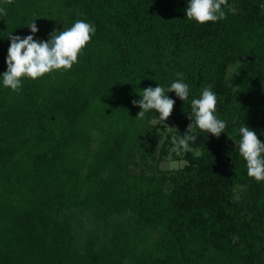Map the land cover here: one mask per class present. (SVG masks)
I'll return each mask as SVG.
<instances>
[{
  "label": "trees",
  "instance_id": "trees-1",
  "mask_svg": "<svg viewBox=\"0 0 264 264\" xmlns=\"http://www.w3.org/2000/svg\"><path fill=\"white\" fill-rule=\"evenodd\" d=\"M188 3L0 0V264H264V181L227 142L243 123L264 143V0H227L226 18L204 24ZM77 20L95 33L70 69L3 85L9 33L47 41ZM177 73L185 101L167 93ZM157 84L175 101L177 138L209 85L226 122L219 137L196 129L178 169L159 168L173 143H158L159 114L136 118L132 104ZM75 212L104 237L78 245Z\"/></svg>",
  "mask_w": 264,
  "mask_h": 264
},
{
  "label": "clouds",
  "instance_id": "clouds-1",
  "mask_svg": "<svg viewBox=\"0 0 264 264\" xmlns=\"http://www.w3.org/2000/svg\"><path fill=\"white\" fill-rule=\"evenodd\" d=\"M10 2V0H9ZM227 0H189L186 9V17L197 23L225 19L222 5ZM6 9L0 8V15H6ZM35 20V19H34ZM32 20L27 27L34 34L38 31ZM95 33L94 25L77 20L74 24L59 32L53 30L47 41L37 42L32 35L24 38L8 34L10 45L6 57L7 70L2 75L3 85L13 91L21 87V78L28 77L37 79L53 70H68L77 62L78 54L91 40ZM180 79L172 82L167 93L174 92L182 101L187 100L189 95L188 85L182 82L183 73H177ZM140 100H133V106L140 108L136 118H144L150 109L156 110L159 120L164 121L170 116L175 101L165 94V89L157 84L155 88L148 87L142 90ZM217 97L211 90V86L205 87L199 99L191 101V116L185 134L181 137H173L174 151L180 153L187 151L189 142H195L196 129L219 137L226 128V122L218 119L216 111ZM241 139L239 141V153L246 161L247 174L256 181H264V143L257 138L256 133L246 124L239 128Z\"/></svg>",
  "mask_w": 264,
  "mask_h": 264
},
{
  "label": "rangeland",
  "instance_id": "rangeland-1",
  "mask_svg": "<svg viewBox=\"0 0 264 264\" xmlns=\"http://www.w3.org/2000/svg\"><path fill=\"white\" fill-rule=\"evenodd\" d=\"M233 9H236L237 7L233 5ZM262 10L264 11V3H262ZM60 23L59 20L53 21L52 26H56L55 28L58 29L59 25L55 23ZM237 67V64L231 65L228 68V75H230L232 72L235 71V68ZM154 123L157 124V135L159 139V145H162L165 141H173V137H176L175 135V124L171 119H166L164 123L160 121L159 119L154 120ZM227 142L232 145H239V139L234 136L232 133H228ZM167 146L168 144L165 143ZM169 147V154L164 160H162L159 163L160 169H178L182 167L185 163V160L182 159L183 151L180 153H177L174 151V148L176 147L173 143L171 145H168ZM246 192L244 187L238 186L235 188L234 191V198H245ZM73 226H74V233L76 236V242L78 245H80L85 238L90 234L94 233L96 230V233L99 237H104V231L103 226L95 221L93 218V215L91 213H81V212H75L74 218H73ZM156 231L151 230L150 231V240L155 237Z\"/></svg>",
  "mask_w": 264,
  "mask_h": 264
}]
</instances>
